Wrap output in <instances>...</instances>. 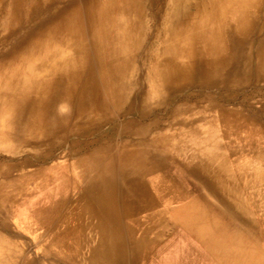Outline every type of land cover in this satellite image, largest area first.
<instances>
[{"label":"bare ground","instance_id":"6f19581e","mask_svg":"<svg viewBox=\"0 0 264 264\" xmlns=\"http://www.w3.org/2000/svg\"><path fill=\"white\" fill-rule=\"evenodd\" d=\"M161 1L166 12L159 51L151 55L146 76L132 80L135 56L146 34L142 0H0V25L5 30L33 22L24 27L21 36L13 33L16 37L10 51L0 59V117L7 116L13 123L18 115L25 116L23 137L17 141L28 142L27 136L54 130L60 140L70 131L96 123L100 116L113 125L111 140H122L96 147L77 159L75 197L57 198L31 213L46 235H51L50 245L60 249L79 230V238L87 244L85 264H114L115 248L124 239L123 221L133 213L132 203L155 198V190L147 191L144 183L156 178L155 169L165 163L157 152L172 146L167 135L154 131L159 128L157 114L150 112L149 105L165 103L176 87L197 83L201 88H218L208 100L213 108L222 110L220 101H231L243 94L246 85L264 80L262 0ZM151 13L153 17L156 12ZM89 57L93 66L87 80L80 82L82 64ZM63 80L67 84L61 90L58 86ZM135 85L142 89L130 102ZM255 90L262 93L260 88ZM65 106L75 108L78 123L73 127L65 124L70 115L59 112ZM125 107L128 110L116 123L120 117H115ZM220 116L224 119L226 113L220 112ZM8 137L12 134L0 131V141ZM70 222L76 226L68 227ZM213 243L221 249V264L228 263L230 251L237 255L241 249L223 236ZM224 250L230 251L224 255ZM243 257L232 264H248L247 256ZM8 258L10 264L28 261L10 250L0 257V264H6Z\"/></svg>","mask_w":264,"mask_h":264},{"label":"rangeland","instance_id":"374dc122","mask_svg":"<svg viewBox=\"0 0 264 264\" xmlns=\"http://www.w3.org/2000/svg\"><path fill=\"white\" fill-rule=\"evenodd\" d=\"M159 1L157 5L150 4V0H142L140 4L146 34L142 38L143 47L135 56L132 80L146 76L151 55L159 51L166 12L164 2ZM151 11L156 12L155 16L151 17ZM32 23L25 22V26L9 30L0 25V59L10 51L16 35L21 36L24 27ZM92 66L89 57L82 64L78 81L87 80ZM65 84L63 80L58 88L62 90ZM78 87L77 83L73 85L75 92ZM141 89L138 85L132 88L130 102ZM217 89L192 83L176 87L166 99L167 105L156 102L149 105L150 112L157 114L159 128L154 131L167 135L172 148L157 152L165 163L155 169L156 178L144 183L147 191L155 190V198L132 203L133 213L123 221L124 239L115 248L119 251L113 256L114 264H221L218 260L221 249L213 243L221 236L241 248L237 255L223 251L224 255L230 251L226 264L235 259L239 262L243 253L248 264H264V80L246 85L243 94L231 101H220L222 110L213 108L208 100ZM74 109V106L59 109L60 113L70 115L65 124L71 127L78 123ZM126 110L128 107L120 110L116 123L121 122ZM220 112L226 113L224 119ZM24 121V114L13 119V123L7 116L0 117V131L12 134L0 141V257L13 250L14 255L24 256L27 264H85L87 244L79 238V230L75 229L68 237L65 251L64 247L50 245L51 235H46L31 213L33 208L47 206L57 198L75 197L79 187L77 159L96 147L122 140L116 137L111 140L113 125L100 116L96 123L70 131L60 140V134H54V130L25 136L28 142H18L23 137ZM47 125L52 127L48 120ZM67 225L76 226L74 222ZM10 261L8 258L6 264Z\"/></svg>","mask_w":264,"mask_h":264}]
</instances>
